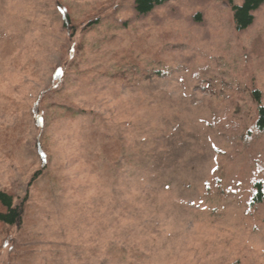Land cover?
I'll list each match as a JSON object with an SVG mask.
<instances>
[{
  "label": "rangeland",
  "instance_id": "obj_1",
  "mask_svg": "<svg viewBox=\"0 0 264 264\" xmlns=\"http://www.w3.org/2000/svg\"><path fill=\"white\" fill-rule=\"evenodd\" d=\"M253 14L0 0V190L23 206L0 264H264Z\"/></svg>",
  "mask_w": 264,
  "mask_h": 264
},
{
  "label": "trees",
  "instance_id": "obj_2",
  "mask_svg": "<svg viewBox=\"0 0 264 264\" xmlns=\"http://www.w3.org/2000/svg\"><path fill=\"white\" fill-rule=\"evenodd\" d=\"M165 1L166 0H135V10L139 14H144ZM225 1H227L232 8L234 24L237 30L248 28L254 21V11L264 3V0H243L240 4H235L234 0ZM68 20L69 17H67V22ZM255 94L259 102L256 126L264 130V105L261 104V92L255 91ZM260 186L261 185H258V192L262 195ZM0 203L5 208L4 211H0V222L7 225L18 224L23 215L22 204L15 205L14 197L2 190H0Z\"/></svg>",
  "mask_w": 264,
  "mask_h": 264
}]
</instances>
